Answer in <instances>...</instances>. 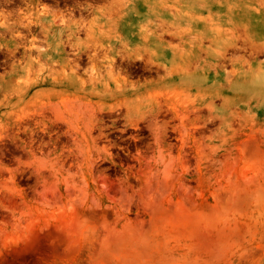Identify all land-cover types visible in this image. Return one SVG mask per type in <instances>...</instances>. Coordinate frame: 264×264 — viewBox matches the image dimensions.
Wrapping results in <instances>:
<instances>
[{
    "label": "rangeland",
    "instance_id": "rangeland-1",
    "mask_svg": "<svg viewBox=\"0 0 264 264\" xmlns=\"http://www.w3.org/2000/svg\"><path fill=\"white\" fill-rule=\"evenodd\" d=\"M70 4L0 0V264H264V0Z\"/></svg>",
    "mask_w": 264,
    "mask_h": 264
},
{
    "label": "flooded vegetation",
    "instance_id": "flooded-vegetation-1",
    "mask_svg": "<svg viewBox=\"0 0 264 264\" xmlns=\"http://www.w3.org/2000/svg\"><path fill=\"white\" fill-rule=\"evenodd\" d=\"M65 1L67 0H47L50 6L57 7L59 9H62L61 6L64 5ZM103 1L107 2V0H72V4L69 5L68 13L70 15L81 16L85 12H89L90 10L93 11L97 9L98 7H100V5H104L105 2ZM140 7H141V2L140 1L136 2L134 5V8H140ZM154 10H156L155 12H157L158 8H155ZM165 31H168V30H163V33L167 36H170L169 34L165 33Z\"/></svg>",
    "mask_w": 264,
    "mask_h": 264
},
{
    "label": "bare ground",
    "instance_id": "bare-ground-1",
    "mask_svg": "<svg viewBox=\"0 0 264 264\" xmlns=\"http://www.w3.org/2000/svg\"><path fill=\"white\" fill-rule=\"evenodd\" d=\"M112 1H114V0H112ZM136 1H137V0H136ZM103 2H106V1H103ZM116 2H117V1H116ZM261 2H262V1H261ZM145 3H146V2H145ZM256 3H257V2H256ZM109 4H110V3H109ZM113 4H114V3H113ZM118 5H119V4H118ZM118 5H117V6H118ZM98 6H99V5H98ZM102 6H103V5H102ZM261 6H262V4H261ZM100 8H101V5H100ZM133 8H134V7H133ZM97 11H98V10H97ZM98 12H99V11H98ZM99 13H100V12H99ZM100 14H101V13H100ZM105 14H106V13H105ZM2 15H3V14H2ZM199 21H200V20H199ZM0 23H1V21H0ZM2 23H3V22H2ZM7 24H8V23H7ZM99 27H100V26H99ZM162 30H163V29H162ZM165 33L169 34L170 36H168V37H171V39H172L174 36H177V35L180 36V33L178 34V32H177V34H175V33L171 34V32H169V30H168V31H165ZM181 34H182V32H181ZM165 36H167V35H165ZM165 36H164V37H165ZM194 37H195V36H194ZM198 38H199V37H198ZM162 39H163V38H162ZM236 45H237V44H236ZM16 46H17V45H15V47H16ZM178 46H179V45H178ZM178 46H177V48H179ZM240 46H241V45H240ZM253 46H254V44H253ZM262 46H264V45H262ZM97 47H98V46H97ZM173 47H175V46H173ZM236 47H237V46H236ZM238 47H239V46H238ZM245 47H249V46H245ZM93 48H94V47H93ZM239 48H243V47H239ZM239 48H237V50H239ZM262 48H263V47H262ZM95 49H96V48H95ZM234 49H235V48H234ZM248 49H249V48H248ZM252 49H253V48H252ZM243 50H244V49H243ZM243 50H242V51H243ZM245 50H247V48H245ZM245 50H244V51H245ZM256 50H259V53H260V51H262V49H260V48H259V49H256ZM11 51H12V50H11ZM240 51H241V50H240ZM249 51H250V50H249ZM237 52H238V51H237ZM250 52H251V51H250ZM10 53H11V52H10ZM12 53H13V52H12ZM12 53H11V54H12ZM98 53H99V52H98ZM94 54H95V53H94ZM251 54L254 55V53H251ZM260 54H261V53H260ZM91 55H92V54H91ZM95 55H96V54H95ZM95 55H94V56H95ZM105 55H106V54H105ZM85 56H86V55H85ZM88 56H89V55H88ZM96 56H98V55H96ZM106 56H107V55H106ZM102 57H103V55H102ZM103 58H104V57H103ZM75 63H77V62H75ZM90 63H91V62H90ZM92 63H93V62H92ZM91 68H92V67H91ZM159 68H162V67H159ZM91 70H92V69H91ZM118 76H119V75H118ZM121 78H122V77H121ZM123 79H124V78H123Z\"/></svg>",
    "mask_w": 264,
    "mask_h": 264
}]
</instances>
